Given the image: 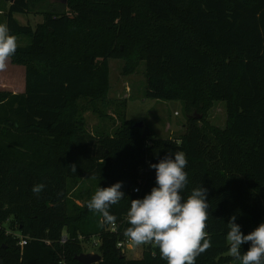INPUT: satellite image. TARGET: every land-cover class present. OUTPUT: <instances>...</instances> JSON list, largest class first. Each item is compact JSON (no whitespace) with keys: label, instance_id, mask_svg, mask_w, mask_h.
I'll use <instances>...</instances> for the list:
<instances>
[{"label":"trees","instance_id":"1","mask_svg":"<svg viewBox=\"0 0 264 264\" xmlns=\"http://www.w3.org/2000/svg\"><path fill=\"white\" fill-rule=\"evenodd\" d=\"M37 1L13 0L6 10L10 33L30 43L11 57L25 67L24 90L0 91V264H83L81 243L94 236L102 259L93 264H167L152 245L128 258L117 242L126 240L131 200L156 186L150 164L176 151L188 161L185 198L207 190L212 246L195 264L236 260L227 254L230 218L245 235L264 223V0H65L34 28L20 24L13 14ZM111 58L123 60L124 74L144 61V96L195 112L178 138L142 137L127 119L111 133L86 129L85 111L104 115ZM216 101L225 104L223 127L207 119ZM123 179L131 186L110 208L114 229L101 227L90 197L78 203L83 186ZM36 184L45 185L39 196Z\"/></svg>","mask_w":264,"mask_h":264},{"label":"clouds","instance_id":"2","mask_svg":"<svg viewBox=\"0 0 264 264\" xmlns=\"http://www.w3.org/2000/svg\"><path fill=\"white\" fill-rule=\"evenodd\" d=\"M17 50V38L10 33L7 24L0 23V71ZM186 154L183 151L169 153L159 163L150 164L155 169L156 186L142 199H133L127 212V227L123 235L128 246L152 245L159 249L161 259L167 264H195L197 257L211 246V239L206 233V221L209 217L207 190L201 185L183 195L187 184ZM73 172L75 166H71ZM44 184H36L31 191L39 196ZM122 182L110 187H98L88 200L89 211L102 217L100 226L115 224L116 216L111 214V206L124 199L121 191ZM139 191V189H134ZM233 215L227 227V254L240 264H264V223L245 235ZM250 242V247L243 254L241 245Z\"/></svg>","mask_w":264,"mask_h":264},{"label":"rangeland","instance_id":"3","mask_svg":"<svg viewBox=\"0 0 264 264\" xmlns=\"http://www.w3.org/2000/svg\"><path fill=\"white\" fill-rule=\"evenodd\" d=\"M65 0H38L31 11L27 13H14L13 16L20 24H28L34 28L43 20V11L49 8L63 10ZM9 1L0 0V23L6 24V10ZM49 7V8H48ZM17 47H25L30 43V37L16 35ZM110 70V89L104 105L99 104L98 109L104 113L93 112L91 109L85 111L86 129L89 132L106 131L111 133L120 125L123 119L131 120L133 123L142 121L150 129L151 139L155 138H178L185 129L187 117L195 113L193 110L187 112L185 103L181 100H163L147 98L145 92L144 61L137 70L131 74L122 72L123 60L111 58L108 60ZM25 87V67L14 63L11 58L5 70L0 71V91L22 92ZM207 119L214 125L223 127L226 121L224 102H214L207 114ZM140 132L142 129L139 128ZM149 138V139H150ZM138 184L132 188L139 189ZM81 184V181H80ZM79 184V185H80ZM99 185L92 181H86L83 186V199L94 195ZM19 233L17 230L8 229ZM84 252L101 253L98 251V239L96 236L82 241ZM129 244V242H128ZM144 245L125 248L124 254L128 258H139ZM219 264H240L238 260Z\"/></svg>","mask_w":264,"mask_h":264},{"label":"water","instance_id":"4","mask_svg":"<svg viewBox=\"0 0 264 264\" xmlns=\"http://www.w3.org/2000/svg\"><path fill=\"white\" fill-rule=\"evenodd\" d=\"M9 2H12L13 0H7ZM133 127L135 128H141L142 132L141 135L142 137L148 136L150 133V129L144 125L142 121H138L132 124ZM131 186V181L128 179H123L122 180V188L121 191L124 193V196L128 194V190ZM101 255L98 253H91V252H86V253H80L79 255L76 256V260L80 261L83 264H93L98 261H100Z\"/></svg>","mask_w":264,"mask_h":264},{"label":"built area","instance_id":"5","mask_svg":"<svg viewBox=\"0 0 264 264\" xmlns=\"http://www.w3.org/2000/svg\"><path fill=\"white\" fill-rule=\"evenodd\" d=\"M134 192H137V191L134 190ZM111 229L112 230L114 229L113 224H112ZM7 233H11L13 236H15L17 238V240H18L19 246H21V247L24 246L27 243V241H28V237L22 235L21 233L11 232L10 230H7ZM60 241H61V243H64L66 241L65 234L62 235ZM117 247H119L124 252L125 248L129 247L128 246V240L126 239V240L118 241L117 242Z\"/></svg>","mask_w":264,"mask_h":264}]
</instances>
